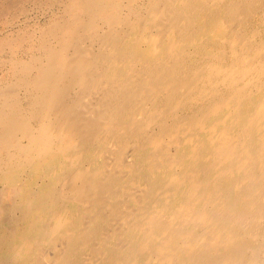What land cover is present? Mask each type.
<instances>
[{
  "label": "bare ground",
  "instance_id": "bare-ground-1",
  "mask_svg": "<svg viewBox=\"0 0 264 264\" xmlns=\"http://www.w3.org/2000/svg\"><path fill=\"white\" fill-rule=\"evenodd\" d=\"M42 3L0 36V264H264V0Z\"/></svg>",
  "mask_w": 264,
  "mask_h": 264
},
{
  "label": "rangeland",
  "instance_id": "rangeland-1",
  "mask_svg": "<svg viewBox=\"0 0 264 264\" xmlns=\"http://www.w3.org/2000/svg\"><path fill=\"white\" fill-rule=\"evenodd\" d=\"M28 1H30V2H28ZM34 1H36V2H38V3H36V2H34ZM34 2V3H33ZM25 3H27V5L25 4ZM24 3V7H25V10H21V9H24V7H23V5L19 8V9H14L11 13V15H13V16H11L12 18L10 19V16H9V23L8 22H6L5 23V21L4 22H2V23H0V36H3L4 34H6L8 31H12V30H19V29H22V28H28V29H33L34 28V25H36V23H40V24H44L45 22H47V20L49 19V17H50V15L52 14V11H49L48 12V10L47 9H45L46 8V6H44V4L42 5H40V6H38L40 3H41V0L40 1H38V0H33V1H31V0H27L26 2ZM29 3V4H28ZM31 3V4H30ZM38 4V5H37ZM29 5V6H28ZM32 5V6H31ZM34 5V6H33ZM38 6V7H37ZM26 7H27V11H26ZM29 7L33 10H31V9H29ZM36 7V8H35ZM44 7V8H43ZM40 8V9H39ZM19 10V11H18ZM22 11H24V12H22ZM54 11H57L56 10V7L54 8ZM17 12V13H16ZM25 12H26V14H25ZM13 13H16V15H15V17H14V14ZM25 14V16H24V14ZM44 13H45V15H44ZM23 15V16H22ZM48 15H49V17H48ZM17 16H18V18H17ZM24 17V18H23ZM40 17V18H39ZM43 17V18H42ZM261 16L258 14V15H256V17H254L253 19H252V24H251V26L252 27H254L255 26V28H260V29H264V21L260 18ZM258 18V19H257ZM31 19H33V20H31ZM39 21H38V20ZM44 19V20H43ZM12 20V21H11ZM28 20V21H27ZM257 20V21H256ZM11 21V22H10ZM30 21V22H29ZM32 21H34V23L32 22ZM13 23V24H12ZM20 23V24H19ZM258 23V24H257ZM261 23H262V25H261ZM24 25V26H22V25ZM27 24V25H26ZM21 27H20V26ZM6 26V27H5ZM14 26V27H13ZM16 26V27H15ZM13 28V29H12ZM5 31V32H4ZM4 32V33H3ZM3 33V34H2ZM1 58V57H0ZM50 251V250H49Z\"/></svg>",
  "mask_w": 264,
  "mask_h": 264
}]
</instances>
